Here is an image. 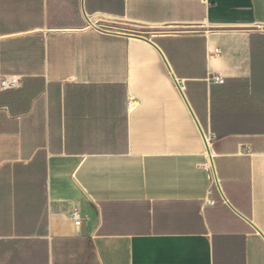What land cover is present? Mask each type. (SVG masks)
<instances>
[{"label":"crops","instance_id":"obj_1","mask_svg":"<svg viewBox=\"0 0 264 264\" xmlns=\"http://www.w3.org/2000/svg\"><path fill=\"white\" fill-rule=\"evenodd\" d=\"M0 264H264V0H0Z\"/></svg>","mask_w":264,"mask_h":264},{"label":"built area","instance_id":"obj_2","mask_svg":"<svg viewBox=\"0 0 264 264\" xmlns=\"http://www.w3.org/2000/svg\"><path fill=\"white\" fill-rule=\"evenodd\" d=\"M218 53L219 51L215 50V54ZM210 80L219 84L223 83V78L220 75H213L212 77H210ZM2 86L8 89H14L19 87V83L17 81H13V82L3 81ZM69 218L73 221V223L76 226H79L81 224V214L78 210L76 209L72 210L69 214Z\"/></svg>","mask_w":264,"mask_h":264}]
</instances>
